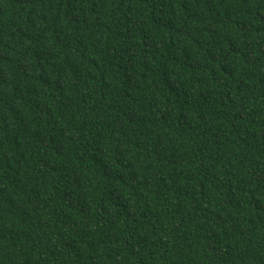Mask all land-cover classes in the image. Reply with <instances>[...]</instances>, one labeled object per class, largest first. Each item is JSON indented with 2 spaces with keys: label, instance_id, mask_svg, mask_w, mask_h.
Masks as SVG:
<instances>
[{
  "label": "trees",
  "instance_id": "16d2710c",
  "mask_svg": "<svg viewBox=\"0 0 264 264\" xmlns=\"http://www.w3.org/2000/svg\"><path fill=\"white\" fill-rule=\"evenodd\" d=\"M0 264H264V0H0Z\"/></svg>",
  "mask_w": 264,
  "mask_h": 264
}]
</instances>
